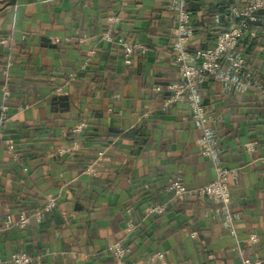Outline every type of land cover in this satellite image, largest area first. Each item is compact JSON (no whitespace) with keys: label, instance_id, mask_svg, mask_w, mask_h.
Returning <instances> with one entry per match:
<instances>
[{"label":"crops","instance_id":"0c3cea01","mask_svg":"<svg viewBox=\"0 0 264 264\" xmlns=\"http://www.w3.org/2000/svg\"><path fill=\"white\" fill-rule=\"evenodd\" d=\"M249 1L0 0V87L3 67L14 65L0 133L17 153L0 141V221L56 201L39 224L0 235V264L16 253L33 264H111L117 241L131 250L127 264L157 255L154 264H264V22L223 60L243 58L235 81L196 80L204 129L187 93L168 103L169 87L181 82L173 54L179 6L193 22L184 50L195 64V53L238 26L234 11ZM124 43L147 44V53L126 64ZM59 96L68 98L64 108L51 105ZM80 122L87 127L77 149L58 155ZM205 136L229 171L226 210L191 194L214 178ZM178 176L183 201L168 190ZM155 206L165 212L148 214Z\"/></svg>","mask_w":264,"mask_h":264},{"label":"built area","instance_id":"2783aa9c","mask_svg":"<svg viewBox=\"0 0 264 264\" xmlns=\"http://www.w3.org/2000/svg\"><path fill=\"white\" fill-rule=\"evenodd\" d=\"M258 11L264 12V0H250L241 11H234V15L237 18L242 19V22L248 20L250 22L257 21L255 14ZM176 26L177 35L175 39V45L173 47L174 61L179 65L181 82L174 84L169 87L171 91V97L168 103L178 102L181 100L183 94L187 93L189 96V105L192 111L193 118L199 123L200 127L204 129L203 123V110L198 104L194 85L199 76L207 75L213 80L222 82H233L236 76L242 70L244 60L240 54L235 53L225 65L223 60L233 53L239 44L240 40L244 37V31L241 28H233L220 33L215 41V44L210 49L202 52H197L193 56L195 64L190 63V57L184 50L185 42L191 33V26L187 14L184 12L182 6H179L176 14ZM109 33L104 35V39H108ZM7 41L0 39V45H6ZM147 44L143 43H124L122 44V55L126 64L129 63L130 59L135 55H144L147 53ZM10 64H6L3 75L4 83L1 87V102H0V124L2 123L5 114L7 113L6 101L9 97V73L8 69ZM225 68V69H224ZM69 78H73L69 75ZM60 92V90H58ZM87 125L84 122L76 124L72 128L74 135H80ZM206 137V136H205ZM2 139L0 133V140ZM7 150L11 152L10 141L5 140ZM251 144L247 146L250 148ZM78 147V143L74 142L70 147L66 149L58 150V155L62 156L65 154L73 153ZM202 155L206 157L212 164L214 178L200 186L195 188L191 194L198 198H206L214 203L221 204L224 209L229 203V189H228V177L229 171L225 168L220 167L214 158V154L211 145L205 138ZM168 190L173 193V197L177 201H183L186 196V191L183 186L182 179L178 176L169 182ZM56 201L53 198H47L44 206L36 210L33 214L27 215L21 213L18 215L16 220L12 221L9 218L0 221V235L8 232L12 229L24 230L32 221L39 224L46 212L55 208ZM130 212L129 209L126 210ZM165 212L163 206H155L148 209L150 215H162ZM127 230L132 231L133 226L127 225ZM195 233H192L194 236ZM249 241L252 243L255 241V236L251 235ZM108 252L111 258V264H127L128 257L130 255V249L123 244V242H113L108 247ZM162 256L157 255L151 260L150 264H154L155 261H161ZM10 261L12 264H33V259L23 253H16L11 256ZM240 264H261L259 260H252L249 258H241Z\"/></svg>","mask_w":264,"mask_h":264},{"label":"trees","instance_id":"16d2710c","mask_svg":"<svg viewBox=\"0 0 264 264\" xmlns=\"http://www.w3.org/2000/svg\"><path fill=\"white\" fill-rule=\"evenodd\" d=\"M255 16L257 17V21H255V22H250V21H248V20H245L244 22H242V19H240V18H236V21L235 22H237L238 23V26H236L235 28H241L243 31H244V33H245V31H246V29H248L249 27H257V26H260L261 25V23H263L264 22V12L263 11H258L256 14H255ZM225 31H227V30H225ZM193 32V22H192V25H191V33ZM217 38V37H216ZM215 38V39H216ZM215 42V41H214ZM213 45H214V43H213ZM84 61H86V59H83L82 60V62L80 63V64H82ZM4 68H5V66L3 67V70H4ZM13 69H14V65L12 64V66H10V68L8 69V73H12V71H13ZM69 75H72L73 76V74H69ZM74 77V76H73ZM73 79V78H72ZM72 79L71 78H69V76L67 77V81L68 82H70V81H72ZM2 87V86H1ZM1 87H0V89H1ZM58 90H60V92H58ZM63 90H64V88L62 87V86H60V87H58V88H53L52 89V92L53 93H62L63 92ZM171 92V91H170ZM172 94V93H171ZM9 97H10V86H9ZM9 97H8V99H7V101H6V105H7V103H8V100H9ZM170 97H171V95H170ZM1 98H2V95H1V92H0V102H1ZM68 102V98L67 97H62V96H59V97H54V98H52V100H51V105H54V106H57L58 108H64L65 107V105H66V103ZM5 116H6V114H5ZM193 117V116H192ZM5 118V117H4ZM3 121H4V119H3ZM76 125V124H75ZM74 125V126H75ZM73 126V127H74ZM72 127V128H73ZM72 128H71V130H70V137L72 138L71 140L73 141V143L74 142H76V143H79L80 142V140H81V138H78V135H74L73 133H72ZM134 134H131L130 136H126V135H122L121 137L122 138H125V137H132ZM5 140H8L7 138L5 139ZM5 140H3V137H2V139L0 140L1 142H4L5 143ZM71 141V142H72ZM72 143V144H73ZM71 144V145H72ZM10 147H11V152H13L15 155H17V153H16V148L14 147V145H13V143L12 142H10ZM70 147V146H69ZM5 148H6V150H7V145L5 146ZM44 206V205H43ZM35 211H32V212H24L25 214H27V215H31V214H33ZM130 249V248H129ZM131 251V250H130ZM110 256V255H109ZM131 256V252H130V255H129V257ZM129 257H128V259H129Z\"/></svg>","mask_w":264,"mask_h":264}]
</instances>
